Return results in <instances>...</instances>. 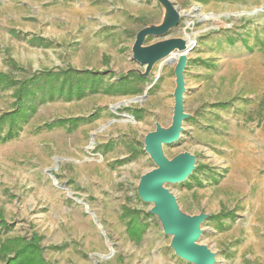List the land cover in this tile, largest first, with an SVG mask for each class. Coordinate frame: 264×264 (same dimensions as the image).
Returning <instances> with one entry per match:
<instances>
[{
    "label": "rangeland",
    "instance_id": "obj_1",
    "mask_svg": "<svg viewBox=\"0 0 264 264\" xmlns=\"http://www.w3.org/2000/svg\"><path fill=\"white\" fill-rule=\"evenodd\" d=\"M165 1L180 18L143 46L175 37L194 46L184 70L186 117L178 139L161 149L169 160L189 153L195 161L185 180L164 187L181 213L205 215L197 243L213 264H264V0ZM165 3L0 0V73L19 80L72 68L105 83L142 76L135 35L168 18ZM227 30L246 32L252 49L230 44ZM174 68L153 65L140 94L44 101L16 137L0 141V247L36 237L47 264H192L175 254L153 204L137 192L156 167L145 136L172 123ZM15 103L14 88L0 89V117ZM132 212L144 223L139 241L126 227Z\"/></svg>",
    "mask_w": 264,
    "mask_h": 264
},
{
    "label": "water",
    "instance_id": "obj_2",
    "mask_svg": "<svg viewBox=\"0 0 264 264\" xmlns=\"http://www.w3.org/2000/svg\"><path fill=\"white\" fill-rule=\"evenodd\" d=\"M165 2L167 1L164 0ZM165 5L170 12L168 18L157 27L141 28L135 35L132 48V59L146 69L143 77L157 62L169 65L175 63L172 123L166 130L157 125L155 131L145 136L144 150L156 167L141 176L137 192L141 200L153 204L151 213L159 217L164 233L172 236L170 247L178 257L192 264H213L214 254L207 247L197 243L201 233L200 224L205 215L187 216L181 213L175 197L164 187V184H174L185 180L194 168L195 161L189 153L179 154L169 160L161 149L162 144H170L178 139L182 121L186 117L183 112L184 70L187 53L194 46L193 41L179 37L143 46L146 36H161L178 22L180 14L172 8L171 4L165 3Z\"/></svg>",
    "mask_w": 264,
    "mask_h": 264
},
{
    "label": "trees",
    "instance_id": "obj_3",
    "mask_svg": "<svg viewBox=\"0 0 264 264\" xmlns=\"http://www.w3.org/2000/svg\"><path fill=\"white\" fill-rule=\"evenodd\" d=\"M139 21L143 22L144 19ZM145 25L146 22L142 23L141 27ZM227 35L230 44L240 42L245 48L252 49L246 43V32L227 30ZM254 43L262 44V41L260 42L259 38L256 37ZM13 64L11 63L9 66L15 70L17 66ZM144 84H146V78L133 72L122 75L117 81L110 83H105L103 78L95 72L72 68L35 71L23 74V79L19 80L0 73V89L14 88L16 98L15 110L0 117V141L16 137L22 126L44 101L80 99L88 93L97 92L136 95L142 93ZM219 105L226 107L229 103L220 102ZM195 115L200 116V113L196 112ZM76 121L77 119L69 121L71 128L75 127ZM62 122L60 120L57 124ZM209 176L214 178L213 174ZM136 214L137 212H132V217L127 222L126 227L128 234L139 241L144 223L138 219ZM36 243V237H33L30 242L22 239L5 241L0 247V259L4 264H47L41 258V250Z\"/></svg>",
    "mask_w": 264,
    "mask_h": 264
}]
</instances>
